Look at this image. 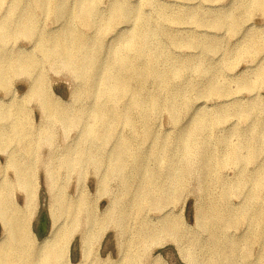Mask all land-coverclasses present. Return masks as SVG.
<instances>
[{
    "label": "rangeland",
    "instance_id": "rangeland-1",
    "mask_svg": "<svg viewBox=\"0 0 264 264\" xmlns=\"http://www.w3.org/2000/svg\"><path fill=\"white\" fill-rule=\"evenodd\" d=\"M79 1L63 0L59 4L49 2V8L57 12L52 15L39 10L35 0H20V5L34 9L33 13L37 19L35 32L33 35L16 33L18 26L9 22L5 32L8 39L2 48L12 56L17 52L27 57L31 56L26 58V61L34 59L37 65L29 74H8L7 84L5 86L0 84V99L10 102L14 95L23 96L27 91V84L34 78H40L50 85L51 91L59 98L68 102L69 106L65 107L69 112L87 111L88 121H92L94 130L101 129V126L106 124L93 122L96 117V113H91L93 109L98 112L108 110L109 113L115 114L116 116L111 117L112 121L107 123V126L112 127L110 133L112 135L106 139L108 143L101 148L103 141L94 139L95 143L92 141L90 147L93 151L99 146L102 151L117 150L124 153L126 162L123 166L131 170L126 171L122 167L119 173H113L109 170L108 164L101 166L99 171L96 164L90 161L74 171L70 178L72 187L77 183L84 184L90 195H94L97 178L112 177L108 188L110 194L101 195L99 198L97 208L99 212L106 209L110 196L121 201L119 206L130 202L128 208L131 216L140 205L151 216L161 213V209H164V213L169 211L166 223L174 224L175 228L177 227L181 233L184 231L187 237L178 241L180 249L191 253L200 263L205 257V252L213 251L209 245L199 246L200 241L210 242L209 232L203 230L201 213L211 210L214 201L220 202L221 208H227L232 213L243 211L255 192L256 175L261 167L264 168V146L260 148L255 159L230 164L228 156L225 155L224 142L227 136H231L233 142L242 138L244 144L248 146L253 142L251 133L264 130V84L257 80L264 69V14L252 5V0H93L96 11L94 16L96 20L93 23L79 20L80 15L76 13L71 16L60 13V10L65 8L78 10ZM12 3L13 0H3L0 3L1 23L14 20L7 17L18 16L20 8L16 9L15 13L11 12L14 10ZM121 3L133 7L142 14L144 23H149L154 32L151 42L148 43L150 47L160 44L170 58L181 65L188 64L189 67L179 77L170 71L168 74L165 73L163 86L158 87L156 77L151 74L149 68L146 69L145 57L141 58L137 53L133 72L122 66L113 68L112 72L101 71L92 78L90 83L95 87L88 89L90 92L85 89L72 93L79 83V78L58 62L54 65L43 57L41 48H50L53 42L50 37L48 41H42L40 34L52 36L69 29L91 41L92 54L95 53L105 64L111 63L118 54L113 47L121 36L116 34V30L125 26L124 33L130 31L131 34L132 30L138 28V24L136 25L138 13L134 18L130 16L127 23H107L105 19L112 13L113 5ZM140 63L144 65L142 94L144 99L148 100V107L145 109L147 125L142 127V130L146 129L149 132L147 138L139 132L140 123L137 122L139 111L136 106H132L136 122L134 127L130 128L123 113L129 107L131 96L120 90L118 88L120 86L115 82L116 80L119 82L118 78L129 80L132 75L135 81L133 91L134 95H137L139 88L137 71ZM89 69L93 71L91 66ZM163 69L168 70V66L163 65ZM105 81H108L107 85H103ZM207 84L212 85L209 92L205 91ZM171 91L174 92V95H170L172 99L169 96ZM90 95H95L94 102ZM44 97V93L40 96L30 95L20 101L21 109L23 111L27 109L31 113L30 123L23 117L13 121V117L9 116L10 113L12 115L14 111L12 107L18 101L16 98L11 100L8 109H4L2 107L4 103L0 101V129H3L6 135L13 136L18 130L17 122L22 125V131H40L49 127L55 141L53 148L44 144L41 149L45 162L49 151L56 149V152H60L66 145L65 137L70 141L83 132L85 126L77 121L67 124L53 118L42 122L39 106L40 99ZM152 102L157 103V110H153ZM170 106L175 107V117L172 116ZM198 122L201 123L195 127ZM189 131L194 133L189 138L193 139L192 143L195 141L196 146L205 145L212 152L213 166L209 165L204 171L205 174L214 173L212 198L205 196L202 191L201 169L199 163L192 157L194 146L187 144L185 149L176 141L190 135ZM177 137L179 139H176ZM127 138L132 142V147L123 146ZM185 150L191 154L189 162ZM140 151L145 156V178L157 177L154 183L151 179L143 185L146 194L142 193V188L139 187L141 182L130 179V185L125 186L121 179L124 175L134 174L136 164L133 160L138 157ZM5 156L6 154L0 153V167L4 166ZM45 169L47 167L43 166L38 170L39 205L37 202L35 216L31 221L33 230L38 226L40 212L46 211ZM166 172L170 173L166 176L168 179L177 177L183 182V186L167 182ZM4 175L13 180L11 170L1 169L0 177ZM158 193H164L161 198L164 203L160 206L145 199V197L153 199ZM13 195L17 204L22 205V193L15 189ZM254 205L264 209V190L258 192ZM116 219L117 217L113 219L112 226L101 240L99 251L102 259H106L108 255L112 260L117 259L114 232L119 223L118 219L115 223ZM130 223L131 219L127 228L123 230L127 231ZM251 224L253 228L250 230ZM45 228L49 229V219L45 223ZM215 229L214 227L213 230ZM254 229L253 222L248 220L217 231L220 237L231 236L236 239L252 234ZM78 239L76 235L71 243L73 263L79 260ZM176 245V241H168L162 247L151 250L147 255V261L140 264H152V260L158 257L162 264H186L181 260ZM261 250L260 244H254L250 249V257H246L240 250H228L227 253L236 264H245L258 258ZM223 264L229 263L223 261Z\"/></svg>",
    "mask_w": 264,
    "mask_h": 264
},
{
    "label": "bare ground",
    "instance_id": "bare-ground-1",
    "mask_svg": "<svg viewBox=\"0 0 264 264\" xmlns=\"http://www.w3.org/2000/svg\"><path fill=\"white\" fill-rule=\"evenodd\" d=\"M2 1L0 0V3ZM51 1L59 4L63 0H35L39 10L55 15L57 12L48 6ZM12 4L14 10L11 12L15 13L16 9L20 8L18 16L7 17L14 19L13 21L0 22V84L4 86L7 84L6 78L8 74H29L32 73L37 65L34 59L29 62L26 61V58L31 56L27 57L19 52L12 56L4 52L2 48L8 39L5 32L9 22H13V24L18 26L16 33L26 35H33L35 24H37V19L33 13L34 9L30 6L20 5V0H13ZM77 5L78 10L76 11L65 8L61 9L60 13L67 16L76 13L80 15L79 20L89 23H93L96 20V17L94 18L96 11L93 6V0H80ZM252 5L264 14V0H252ZM111 10L112 13L105 19L108 24L127 23V20L131 18L130 16L134 18L136 13L139 15L136 23L138 28L132 30L131 34L130 31L124 33L123 29H125V26L116 30V34L121 36L118 38L119 40H116L113 47V50L118 52V54L115 55V60L111 63L105 64L95 53L92 54L90 49L91 41L69 29L62 30L57 35L52 36L40 34L42 41H48L50 37L53 42L50 48H41L43 57L54 65L58 62L79 78V83L74 87L72 93L78 90L94 88L95 85L90 82L101 71L112 72L113 68L122 66L133 72L136 63L135 54L137 53L141 58L142 56L145 57L146 69L149 68L151 74L156 77L158 87L163 86L164 78L166 77L165 73L168 74L170 71L176 77H179L189 67L188 64L181 65L170 58L160 44L155 47L148 45L154 32L149 23H144V17L140 12H137L126 3L113 5ZM132 27L133 24L131 29ZM127 49L128 51H126ZM163 65H167L168 70L163 69ZM89 66H91L93 71L89 69ZM143 67L144 65H141V63L138 65L137 82L139 88L137 95H134L133 87L135 81L132 75L129 80L127 78H118L119 82L117 80L115 82L120 86L118 87L120 90L131 96L132 101L130 100L129 107L123 113L127 117L130 128H133L136 122L132 111V106H136L139 111L137 121L140 123L139 132L143 137L147 138L149 132L146 129L142 130L143 125H147L145 109L148 107V100H145L142 94ZM257 80L264 84V69L260 76L257 77ZM105 84L107 85L108 81L103 82V85ZM211 90L212 85L207 84L205 91L209 92ZM88 91L90 92V90ZM43 93L45 97L40 99L41 105L39 106L42 122L53 118L56 121L67 124L77 121L83 123L85 127L83 132L77 134L70 141H67L68 138L65 137L64 142L66 145L60 152H56V149L49 151L45 162L42 159L41 149L44 144L53 148V142L55 141V136L50 132L49 127L42 128L43 130L40 131H22V125L17 122L18 130L13 136L6 135V132L0 129V153L6 154L4 166L0 167V170L6 168V170H11L13 173V180L5 177V175L0 177V264H140L147 261V255L151 250L162 247L171 240L177 242L176 246L179 250L180 258L186 264H223V261H227L229 264H236L227 251L240 250L246 257H250V249L254 244L261 245V255L254 261H247L245 264H264V209L254 205L258 192L264 190L263 167L260 168V172L256 175L255 192L251 195L248 205L243 211L232 213L227 208H221L220 202L214 201L211 210L201 213L203 230L209 232L210 242L204 243L200 241L199 246L209 245L213 248V251L205 252V257L198 263L191 253L180 249L178 241L187 239V237H185L184 231L182 233L179 232L174 224L168 225L166 223L165 220L170 215L169 211L164 213V209H161V213L151 216L140 205V207H137L139 209H135L134 215L131 216L128 208L130 202L119 206L121 201L115 199L114 196H110L106 209L103 212H99L97 209L99 198H101V195L110 194L108 188L112 177L109 176L97 178V189L94 195H90L84 184L77 183L72 187L70 178L74 171L84 167L90 161L96 164L99 171L101 166L104 167L108 164L110 166L109 170L113 173H119L122 167L126 171L131 170V168L126 169V166H123L126 162L124 153L117 150L102 151L99 146H96L95 151H93L90 147L94 139L103 141L100 145L101 148L108 143L106 139L112 135L110 134L112 127L107 126V123L111 122V117L116 115L109 113L108 110L98 112L93 109L91 113H96L93 122L101 123L102 125L106 124L101 126V129L97 128L94 130L91 125L92 121H88L87 111L81 112L77 110L69 112L66 108L69 106L68 102L63 101L51 91L48 83L43 82L40 78H34L27 84V91L23 96H13L18 101L15 102L12 107L14 111L9 116L13 117V121L23 117L30 123L31 113L27 109L24 111L21 109L20 101L30 95L40 96ZM170 95H174V92L171 91ZM90 98L93 102L95 101V95H90ZM170 98L172 99L173 97L170 96ZM11 100L7 102L1 98L0 101L4 103L2 107L8 109ZM152 108L157 110L156 102H152ZM174 109L175 107L170 106L173 117H175ZM20 112L22 114H19ZM6 116L7 114H5ZM200 123H196L195 127ZM189 132H191L190 135L188 134L186 137L176 141L180 142L179 144L185 149L187 144L194 146L192 157L199 163L201 169L202 191L205 196L212 198L214 173H204L209 165L210 167L213 166L214 158L211 157L212 152L205 145L196 146L195 141L192 143L193 139L189 138L194 133L192 131ZM251 135L253 142L248 146L244 144L242 138H238L237 142H233V137L231 136L225 138V155L228 156L230 164H237L245 159L252 160L257 157L260 148L264 146V130L253 131ZM176 139H179V137ZM127 145L132 147V142L128 138L123 146ZM129 153L131 154V152ZM184 153L189 162L191 154L187 150ZM144 158V153L140 151L138 157L133 160L136 164L134 174L121 177L125 186L130 185V179L141 182L139 187L141 186L142 193L146 192L143 186L146 181L153 179L152 183H154L157 178L154 176L145 178ZM43 166L47 167L44 170V188L47 195L46 210L49 216V229L41 239H36L31 221L35 216L38 202V170ZM169 168L171 169V167ZM169 175L170 173L166 172L165 178L167 182L169 181L172 185L183 186V182L179 178L168 179L166 176ZM15 189L22 193V205L17 204V200L13 195ZM163 195L164 193H158L153 199L148 197H145V199L160 206L164 203V200L161 199ZM116 217L119 223V227H115L114 232L117 259L112 260L110 255L106 259H102L99 251L100 243ZM130 219V227L127 231L123 230L127 228ZM248 220H251L254 224L255 229L252 234L236 239L231 236H219L217 230L248 222ZM39 222L41 223L40 220ZM214 227L216 228L215 230H213ZM252 228L253 225L251 224L250 230ZM76 235L79 237V260L73 263L71 243ZM97 247L98 251H96ZM152 264H162L161 259L158 257L152 260Z\"/></svg>",
    "mask_w": 264,
    "mask_h": 264
},
{
    "label": "water",
    "instance_id": "water-1",
    "mask_svg": "<svg viewBox=\"0 0 264 264\" xmlns=\"http://www.w3.org/2000/svg\"><path fill=\"white\" fill-rule=\"evenodd\" d=\"M42 207L44 210L45 204H43ZM39 219L41 221L40 226L36 227L35 230H33L37 239H41L45 235V233L47 232V230L45 228V223H47V220L49 219L47 210L45 212L41 211Z\"/></svg>",
    "mask_w": 264,
    "mask_h": 264
},
{
    "label": "flooded vegetation",
    "instance_id": "flooded-vegetation-1",
    "mask_svg": "<svg viewBox=\"0 0 264 264\" xmlns=\"http://www.w3.org/2000/svg\"><path fill=\"white\" fill-rule=\"evenodd\" d=\"M40 214H41V212H40ZM39 220H40V219H38V226H37V227H39V226H40V222H39Z\"/></svg>",
    "mask_w": 264,
    "mask_h": 264
}]
</instances>
